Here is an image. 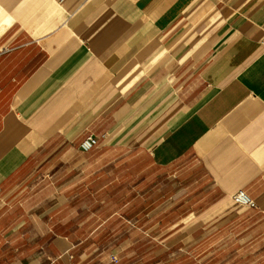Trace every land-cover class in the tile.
Wrapping results in <instances>:
<instances>
[{"label":"crops","instance_id":"crops-1","mask_svg":"<svg viewBox=\"0 0 264 264\" xmlns=\"http://www.w3.org/2000/svg\"><path fill=\"white\" fill-rule=\"evenodd\" d=\"M240 207L264 222V0H0V264L181 250Z\"/></svg>","mask_w":264,"mask_h":264},{"label":"rangeland","instance_id":"rangeland-1","mask_svg":"<svg viewBox=\"0 0 264 264\" xmlns=\"http://www.w3.org/2000/svg\"><path fill=\"white\" fill-rule=\"evenodd\" d=\"M162 174L158 171V175ZM32 188V189H31ZM31 188L27 191V202L29 207H35L37 199L32 197L36 195V183L33 182ZM160 204V202H158ZM161 206V207H160ZM163 204L159 205L160 212H163ZM158 212L157 218L163 215ZM160 213V214H159ZM107 214H99L93 217V222L104 220ZM219 228H215V232L203 242H190L183 246L181 250H169L164 252L160 249L158 243H147L141 235V244L137 245L138 252L133 256H125L123 261L116 263L107 262L108 264H264V222L259 214H256L245 207H240L236 211L231 212ZM116 218V217H115ZM112 218L114 222L117 218ZM229 220L231 222H229ZM114 225L116 223L114 222ZM114 225L109 228L97 230L94 236L98 238L105 235H112ZM144 230H142L143 232ZM166 229H157L156 235L159 237L164 234ZM109 239L108 243H111ZM148 240V239H147ZM103 243L97 247L107 251L111 258L116 252L121 251L119 247L113 244ZM131 249L126 254L133 252ZM136 252V250H135ZM135 256V259L133 257ZM111 260V259H110ZM104 263V262H103Z\"/></svg>","mask_w":264,"mask_h":264},{"label":"built area","instance_id":"built-area-1","mask_svg":"<svg viewBox=\"0 0 264 264\" xmlns=\"http://www.w3.org/2000/svg\"><path fill=\"white\" fill-rule=\"evenodd\" d=\"M98 146V140L92 136H89L81 143V149L84 152H90L94 148ZM233 201L238 206H248V207H254L253 202L245 195V193L240 192L237 194Z\"/></svg>","mask_w":264,"mask_h":264}]
</instances>
